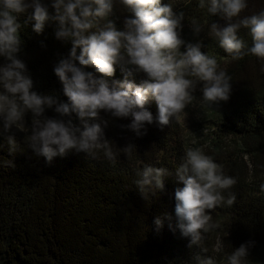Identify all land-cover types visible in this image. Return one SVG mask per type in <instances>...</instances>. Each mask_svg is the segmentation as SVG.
<instances>
[{
	"label": "trees",
	"instance_id": "16d2710c",
	"mask_svg": "<svg viewBox=\"0 0 264 264\" xmlns=\"http://www.w3.org/2000/svg\"><path fill=\"white\" fill-rule=\"evenodd\" d=\"M45 3L49 14H54L50 0ZM175 5L174 12L184 13L181 38L186 42L199 39L201 51L215 56L232 77L229 99L213 105L207 125L212 130L214 161L237 180L225 197L230 191L236 199L232 205L224 203L206 210L219 225L205 235L202 247L206 253L195 245L189 248L188 239L181 237L178 230H169V223L176 222L174 193L183 186L177 180L176 169L185 148L178 139L173 117L167 125L156 122L158 106L150 96L145 107L154 121L145 124L146 134L140 137L121 127L130 123V117H111L101 110V116L109 121L106 138L117 147L129 143L135 146L130 159L121 154L115 165L74 151L46 163L25 143V137L31 134V113L24 118L27 131L13 127L10 133L0 132V264H195L196 254L214 256L218 264H224L225 253L246 241H254L247 264H264V192L260 190L264 184V62L252 55L232 60L208 35L211 22L223 25L224 21L208 16L206 9L198 7V0H177ZM261 9L264 0H248L241 16ZM130 15L117 3L109 19L122 30L125 16ZM19 22V58L31 75L33 90L67 101L53 68L67 56L70 41L55 38V21L46 22L39 34L33 31L34 21H28L27 14L21 15ZM193 22L202 26L199 36L193 35ZM103 23L100 21L98 26ZM238 35L251 44L247 29L241 28ZM2 63L4 59L0 57ZM114 67L112 77L95 73L91 66L85 70L109 82L123 79L120 67ZM130 79L141 83L136 72ZM45 115L56 114L48 109ZM9 134L15 135V149L8 144ZM227 139L237 143L241 155L223 151ZM143 164L163 166L169 171L163 189L149 193L147 198L134 183L138 178L136 170ZM156 217L163 220L159 231L153 224Z\"/></svg>",
	"mask_w": 264,
	"mask_h": 264
},
{
	"label": "clouds",
	"instance_id": "9594fccd",
	"mask_svg": "<svg viewBox=\"0 0 264 264\" xmlns=\"http://www.w3.org/2000/svg\"><path fill=\"white\" fill-rule=\"evenodd\" d=\"M117 3L131 14L125 16L122 30L109 19ZM50 5L54 14H49L45 0H0V57L4 59L0 64V132L10 133L13 127L27 131L24 118L31 113V134L25 137V143L46 163L70 151L111 165L118 162L121 154L130 159L135 146L129 143L117 147L106 138L109 121L101 116V110L111 117H130V123L121 127L140 137L146 134L145 124L154 121L145 107L150 96L158 106L155 120L159 125H167L171 117L183 113L196 100L198 86L199 103L209 109L229 99L232 77L215 56L201 51L199 39L186 42L181 38L184 13L173 11L174 0L164 4L161 0H50ZM198 7L206 9L208 16L224 21L223 25L211 22L208 35L232 60L252 55L264 62V9L241 16L248 0H198ZM24 14L28 21H34L32 28L37 34L46 22H57L55 38L71 43L67 56L53 68L67 101L33 90L31 75L19 58V18ZM100 21L104 22L102 26H98ZM191 27L193 35L199 36L202 26L193 22ZM241 28L248 30L250 45L238 35ZM86 66L107 77H112L114 66H119L123 79L109 82L86 71ZM134 72H143L146 78L136 84L130 79ZM48 109L56 115L46 116ZM7 141L11 148L18 147L14 134L7 135ZM168 175L163 166L143 164L136 170L138 178L134 183L147 198L149 193L163 189ZM176 177L183 186L175 189L176 222L169 223V230H178L181 237L188 239L189 248L195 245L206 253L202 247L205 235L219 227L206 210L224 203L232 205L235 194L228 191L226 198L224 193L237 180L225 174L223 166L199 147L185 149ZM260 190L264 192V184ZM153 224L159 231L163 220L156 217ZM253 245L254 241H246L225 253L224 264H247ZM193 259L195 264H218L214 256L196 254Z\"/></svg>",
	"mask_w": 264,
	"mask_h": 264
},
{
	"label": "rangeland",
	"instance_id": "374dc122",
	"mask_svg": "<svg viewBox=\"0 0 264 264\" xmlns=\"http://www.w3.org/2000/svg\"><path fill=\"white\" fill-rule=\"evenodd\" d=\"M169 3L170 0H167ZM177 0H174V6L176 7ZM183 49V47H182ZM184 50V49H183ZM142 82L146 75L143 72H136ZM196 100L186 106L184 112L178 115L175 119L177 124L178 139L182 146L186 149L187 147H199L203 150L206 155L213 156L215 150L210 147V141L212 140V130L209 129L207 121L210 119V109L199 103L201 93L199 91V86L197 91L194 93ZM223 151L238 153L241 155V150L237 143L227 139L223 143ZM244 161L247 162L246 157Z\"/></svg>",
	"mask_w": 264,
	"mask_h": 264
}]
</instances>
